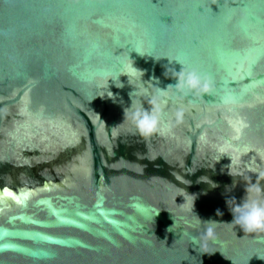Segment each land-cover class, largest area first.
I'll return each mask as SVG.
<instances>
[{"label":"water","instance_id":"water-1","mask_svg":"<svg viewBox=\"0 0 264 264\" xmlns=\"http://www.w3.org/2000/svg\"><path fill=\"white\" fill-rule=\"evenodd\" d=\"M176 60L208 91L167 89ZM154 97L146 138L124 108ZM253 186L264 0H0V264H264V234L226 224ZM194 214L221 222L203 247Z\"/></svg>","mask_w":264,"mask_h":264},{"label":"clouds","instance_id":"clouds-1","mask_svg":"<svg viewBox=\"0 0 264 264\" xmlns=\"http://www.w3.org/2000/svg\"><path fill=\"white\" fill-rule=\"evenodd\" d=\"M134 51L139 54L138 51ZM176 62L182 65V69L179 72H176L173 68L166 69L164 75L169 76L171 73V76L177 81L174 86L168 85L167 89L175 87L178 92L185 94L189 92L199 94L200 92L208 91L209 83L205 77L201 76L197 70L183 66L182 61L176 60ZM128 67L130 70L124 71L121 75H127V77L131 76L134 79H141L144 75L142 71L133 67V63ZM109 79L112 78L109 77ZM116 80H119L118 77L113 79L114 82ZM128 83L131 84L129 81ZM115 86L122 88L124 85L119 81V83L115 82ZM157 91H160L162 95H167L166 90L157 89ZM137 92L142 95L146 93V89L142 87L138 89L135 88L134 91L129 93V96L132 97ZM108 98H113V94H109ZM149 102L155 106L151 111L144 110L142 107H136L134 104L130 107L124 108L125 119L130 120L136 131L142 137L146 138L160 130V110L157 100L154 97ZM180 115L181 113H177L178 117ZM259 191V188L254 186L246 187V197L241 204L235 203V205H232L231 202H235V198L226 200V204L229 206V211L233 215V220L226 224L238 226L246 234H264V199L258 198ZM216 215L222 216L223 213L217 209ZM195 217L198 223L206 226L203 237L197 238L196 236H190L187 231H183L181 238H183V236H190L191 244L203 247L205 246L206 241L215 239V228L221 222L212 219L202 222L198 216L195 215ZM173 219L174 223L167 229L168 232H175L174 229L177 227L176 220L174 217ZM257 258L264 260V256H259Z\"/></svg>","mask_w":264,"mask_h":264},{"label":"snow or ice","instance_id":"snow-or-ice-1","mask_svg":"<svg viewBox=\"0 0 264 264\" xmlns=\"http://www.w3.org/2000/svg\"><path fill=\"white\" fill-rule=\"evenodd\" d=\"M4 194L9 195V196L12 195V193H10V192H5Z\"/></svg>","mask_w":264,"mask_h":264}]
</instances>
